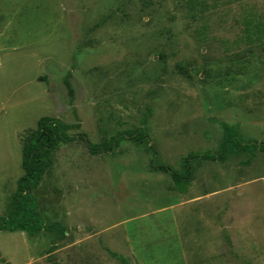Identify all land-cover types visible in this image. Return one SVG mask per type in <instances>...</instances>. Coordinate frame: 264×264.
Returning <instances> with one entry per match:
<instances>
[{"label":"rangeland","instance_id":"1","mask_svg":"<svg viewBox=\"0 0 264 264\" xmlns=\"http://www.w3.org/2000/svg\"><path fill=\"white\" fill-rule=\"evenodd\" d=\"M248 11L264 22V0H0V227L42 118L99 145L146 117L156 150L62 144L31 193L42 227L0 230V264H264V153L205 160L223 155L225 127L264 143ZM152 161L182 177L188 164L191 182Z\"/></svg>","mask_w":264,"mask_h":264},{"label":"trees","instance_id":"2","mask_svg":"<svg viewBox=\"0 0 264 264\" xmlns=\"http://www.w3.org/2000/svg\"><path fill=\"white\" fill-rule=\"evenodd\" d=\"M230 2H242L243 0H229ZM243 38L252 47L258 46L264 49V22L253 11L246 12L242 17ZM71 91V89H70ZM72 92V91H71ZM147 119L142 120V127L135 130H130L125 134H119L114 138L105 142L94 145L91 144L87 135L80 134L78 137L70 135L68 132L72 129H79L80 125H65L60 121L51 118L40 119L37 129L30 132L25 137L22 151V167L24 175L18 182L17 192L14 195V205L11 214L8 218L2 220L1 231L10 232H27L35 235L36 231L42 227L39 223V217L34 208V199L31 193L41 183L47 169L51 166V155L57 152L62 144H70L77 139L82 140L89 148L92 155L102 153L115 152L119 143L123 138L129 141L145 144L153 154H156L154 145L151 144V139L147 132ZM225 141L221 148L223 155L218 158L205 156V160H219L226 162L227 159L239 153L246 151L250 145L256 146V150L264 153V143L244 142L236 135H231L232 131L229 127L224 128ZM152 169L154 171L164 172L172 177L173 182L178 188H186L192 180L191 167L186 165V173L184 177L179 175L171 167L155 166L152 161ZM52 248L51 251H54ZM113 258L120 261L121 264H128L117 254L110 253Z\"/></svg>","mask_w":264,"mask_h":264}]
</instances>
